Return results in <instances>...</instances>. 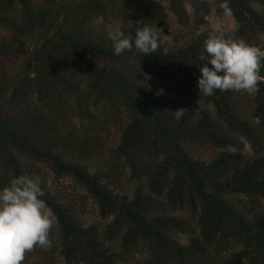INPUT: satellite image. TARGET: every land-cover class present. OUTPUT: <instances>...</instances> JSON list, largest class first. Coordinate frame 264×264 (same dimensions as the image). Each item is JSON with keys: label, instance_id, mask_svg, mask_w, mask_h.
<instances>
[{"label": "trees", "instance_id": "obj_1", "mask_svg": "<svg viewBox=\"0 0 264 264\" xmlns=\"http://www.w3.org/2000/svg\"><path fill=\"white\" fill-rule=\"evenodd\" d=\"M251 1L264 10V0L228 3L234 37L257 46L264 17ZM222 2L168 0L167 11L187 26L186 4L198 27L211 7L224 15ZM96 19L131 21L121 32L133 36L143 21L166 26L155 0H0V188L21 174L40 176L42 199L58 222L52 247L35 248L24 264H53L45 258L56 251L60 264H119L139 247L147 253L140 264H264V83L249 120L238 92L199 93L204 40L167 55L160 44L151 55L133 49L117 56L109 36L94 28ZM17 56L20 71L8 77L4 63ZM177 68L186 78L169 98L139 84L141 75L170 80ZM201 98L212 113L197 109ZM105 112L124 120L110 152L101 140ZM72 116L79 129L70 125ZM239 138L250 155L241 152ZM187 144L219 151L202 162ZM122 169L136 183L130 193L117 183ZM47 173L69 178L96 215L109 218L102 230L84 225L87 212L50 191ZM173 232L187 235V243L172 240ZM230 245L240 249L229 252Z\"/></svg>", "mask_w": 264, "mask_h": 264}, {"label": "clouds", "instance_id": "obj_2", "mask_svg": "<svg viewBox=\"0 0 264 264\" xmlns=\"http://www.w3.org/2000/svg\"><path fill=\"white\" fill-rule=\"evenodd\" d=\"M224 15L232 9L228 0L219 5ZM203 43L199 55L205 61L199 68L197 88L204 96L216 91H234L248 95L257 94L264 83V50L243 39L226 38L216 26ZM161 30L155 26L136 29L132 34L109 33L113 53L117 56L133 49L143 56L160 49ZM167 55L168 49H163ZM184 111V110H179ZM41 178L36 174H21L0 188V264H24L26 255L39 247H52V230L58 225L57 218L42 197Z\"/></svg>", "mask_w": 264, "mask_h": 264}, {"label": "rangeland", "instance_id": "obj_3", "mask_svg": "<svg viewBox=\"0 0 264 264\" xmlns=\"http://www.w3.org/2000/svg\"><path fill=\"white\" fill-rule=\"evenodd\" d=\"M157 1L164 9L166 14V26L164 28H159L161 30V36L159 43L167 48L174 49L177 47H183L190 40H196L200 38L202 41L206 40L213 33V28L218 26L221 29V32L225 35L226 38L236 39L234 37V32L236 30V23L230 16H217L214 11V7L208 9L207 14L203 18V23L195 27L191 23L190 9L185 4V12L188 15L189 24L187 26L180 25L176 19L167 11L168 0H155ZM251 6L255 8L258 12H260L264 17V10L259 6L258 3L251 1ZM52 14V13H51ZM94 28L104 32L107 36L112 32H121L122 29L129 27L131 21L126 23L123 20L119 19H108L107 21H103L101 19H96L94 22ZM145 22L143 21V26ZM136 25L139 24L136 22ZM37 44V43H36ZM264 45V35H260L257 39V46ZM32 47H29L28 51L32 50ZM23 59L19 56L17 58L12 57L6 60L4 63L3 70L6 72L8 77L13 76L14 74L20 71L22 66ZM186 78V74L183 73L178 68L174 70L173 77L170 80L166 81H155L147 78L144 75H141L139 84L142 86V89L150 93L154 97H163L169 98L173 94L176 95V85ZM176 84V85H175ZM176 92V93H175ZM239 97L242 98L241 103L242 106L245 107L247 113V119L250 120V114L252 111V99L253 95H248L246 93H238ZM198 110H206L208 112H213L211 105L203 104L202 98L198 103H196ZM196 109V110H197ZM94 115L99 118V121L102 122L104 119L102 115L97 112H94ZM106 120L104 121L103 129L105 132L101 135V140L103 142V146L106 148L107 152H110L118 143V139L121 132V122L124 120L118 121V117L112 116L111 113L105 112ZM253 123H257V119H253ZM81 122L75 117L72 116L70 118V125L74 129L80 128ZM124 124V123H123ZM238 141L242 143L241 152L248 156L252 153L251 147L244 141L243 138H239ZM185 148L188 150L190 156L196 158L202 162H208L218 151L219 149H210L208 147H199L197 145H185ZM229 151H234V149L229 148ZM120 177L117 180L119 184V188L121 191L130 193L132 188L136 186L134 180L129 177L128 169H122ZM47 186L50 188L51 192H61L63 196L71 202V205H74L78 211H86L87 215H85L84 225H94L97 228L101 229L105 226L109 218L100 219L96 215V207L89 201L84 200V194L75 187L72 181L69 178H61V179H53L50 174L46 175ZM170 237L172 240L176 241L178 244H186L187 243V235L179 234V233H171ZM106 245L108 242L104 241ZM114 249L113 245L109 246ZM240 249L239 246L230 245L228 248L229 252L238 251ZM147 257L146 251L139 247L132 256H124L123 262L119 264H140ZM51 259L50 262L53 264H60L61 259L57 256V251L55 253H47L45 260ZM49 262V261H47ZM38 264V263H36ZM51 264V263H49Z\"/></svg>", "mask_w": 264, "mask_h": 264}]
</instances>
